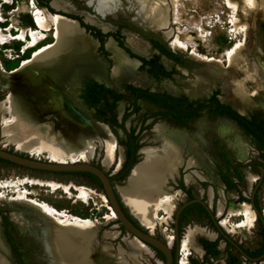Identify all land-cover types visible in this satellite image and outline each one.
Instances as JSON below:
<instances>
[{
  "label": "rangeland",
  "instance_id": "rangeland-1",
  "mask_svg": "<svg viewBox=\"0 0 264 264\" xmlns=\"http://www.w3.org/2000/svg\"><path fill=\"white\" fill-rule=\"evenodd\" d=\"M50 1L51 0H0V29L5 38V42L0 40V102L2 103V110L0 112V147L42 160L62 162L74 160L90 162L101 167L103 166L101 163L103 151L97 146L95 147L96 151L94 150L93 154L90 156H85L80 152L69 153L68 150L62 147L44 148L38 145L26 147L23 144L13 143L6 137L7 135L3 133L1 129L2 124L12 121L7 109L8 93L7 89L4 87L5 77L2 72L6 73L19 66L22 60L31 57L36 47L54 40V30L52 28L50 31L44 33L48 35L44 41L39 43L36 47L30 48L24 52V47L31 40L28 29H36L34 13L37 9H40L44 15L42 8H46L44 7L46 2L48 7L53 11L78 17L84 24H91L96 29H99L100 32H111L117 35V37H111L117 44L118 41H120L122 46L126 48L125 51L133 55L131 56L129 54L131 57L138 59L140 56L126 45L124 32L135 33V35L141 37L143 40H147L149 44L151 40H160L168 47L169 51L179 56L183 61L182 66L188 69V75H184V71L180 70L169 57L166 58L171 60L172 65L167 67L164 61L165 56L158 54V52L151 47L150 55L144 58L149 59L153 56L157 58V63L163 67L168 75L155 76V74H153L155 70L154 67L145 64L140 66V62V72L146 74L143 79H128V81L119 80L116 82L108 78L98 80L90 73L79 70L77 76L71 81L70 90L72 95L79 100L82 111L90 118L106 124L109 130L112 129L111 131L117 137V142L123 147L124 158L125 147L123 142L126 141L125 131L128 132L133 130V134H135L140 129L137 134L139 146H158V143L150 140L153 137L150 127L145 126L148 120L151 119L155 120L153 125L157 122H165L170 128L180 130L187 138L191 139L203 153L198 169L205 174L209 173V181L199 179L195 175V170L198 169L187 165V160L191 155V153L187 151V146L185 148L183 147L177 153L178 163L174 166L171 173L166 174L164 179V184L172 190L174 189V203L170 207L162 205L161 209L157 211V220L153 232L154 236L164 241L162 232H166L171 234L174 239V233L170 224L174 221V215L178 207L184 201L196 197H204L208 201V189L210 186L214 193L208 205L210 208L212 207L213 211H216V213L220 190L223 193L227 207L237 206L240 201H244L241 200L242 198L237 200V196H251L254 189L253 187L257 183L259 171L264 162L261 159V151L257 146L256 140L251 135H248L234 120L224 116H213L211 113L204 111L199 117L187 121L184 125H177L168 120L164 115V111L158 105L141 98L134 99L135 92L127 88L129 84L132 86L137 84L136 86L140 85L138 87L142 89L170 93L175 96H185L189 100H206L216 91L218 100L222 103H228L227 94L217 85H214L208 91H202L201 94L190 96L185 92L183 88L184 85L179 83V77L182 79L193 77L194 69L206 67L204 62L207 60H195L194 57L189 55L190 51H194L210 60H215L216 58L220 59L226 64L227 53L232 48L240 46L244 42L245 33L244 29L241 28L243 25V11L234 10L232 5H230V2L240 0H226V3L225 0H168L169 10L171 12L169 20L166 25L156 31H152L148 27L143 26V24L135 18V10L130 6L128 0H120L122 9L120 11L115 10L114 13L100 11L99 7L96 6V0H67L74 5L75 12L64 11V9L57 10L51 6ZM88 18H95L100 23H107L110 26L108 29L103 30L97 24L90 23ZM86 32L96 39L97 46L95 49L98 55L102 58L104 57L103 59L109 62L108 56H106L108 55V51L105 48L106 38H103V47H99V40L95 32L87 29ZM256 37L262 51V53L258 52L259 62L264 68V26L257 32ZM20 40L24 41L23 47H21ZM183 44L185 47H183ZM103 49L107 52L105 53ZM185 51L188 53L187 56L184 54ZM138 60H140V58ZM19 78L21 79V77ZM42 78H45V75L41 76L39 82ZM89 79L96 80V82L122 95V98L116 102L115 111L117 119L119 114L129 112L125 122H123L125 131L117 126L110 127L105 121L109 114H97L96 112L98 108L102 109V106H93L88 103L85 98L81 97L86 81ZM170 82L176 86V90L168 86ZM31 85V83L27 82L22 84L21 88L24 91H28ZM58 90L66 93V90L61 87H58ZM31 96L32 95L29 94V98L33 99V96ZM32 101L34 102V100ZM236 108L248 117L258 115L264 119V109L262 108L254 106L243 107L242 105ZM54 112L57 114L58 118L55 125L59 127L62 122L63 110L56 109ZM145 127H147V129H144ZM240 145H242V147H240ZM258 152L259 154H257ZM254 153L256 154L254 155ZM137 156L139 161L142 156L140 157L139 154H137ZM124 158L122 162L119 163L116 157L114 163L110 167L106 170L103 168L106 173L113 176L112 178L114 181H123L127 178V176L122 180L114 178L116 172L121 168ZM226 161H230L229 167L226 166ZM118 164H120V166L116 170L115 168ZM245 169L251 171L249 179L245 177ZM235 170L240 172L241 178H238ZM223 173L224 176H222ZM185 176H190L191 179L189 182L184 181ZM224 179L234 183L235 186L233 188H227ZM21 194L45 202L57 210L59 216L62 218L70 219L78 217L87 219L83 224L91 228L94 233L95 249L92 253V259L94 262L96 261L95 264H159L160 256L157 253L155 254L151 247H148L149 251L142 249L137 252H132L130 246L126 243V239L131 240L135 237L126 230H122L120 225L116 222V218H111L110 215L113 211L103 191L91 178L73 173L34 170L3 160H0V232L5 247L0 251L3 256V258L0 259V264H51L45 241L32 231L27 224L23 226L19 224L18 221L15 222L11 217V212L18 211V209L15 208L10 201ZM119 196L121 197L120 194ZM254 197L258 201L259 207L264 208V181L259 183L256 187ZM124 205L126 209L130 211L125 203ZM248 206L250 207V204ZM251 211L253 219L248 226L241 225V215L229 211L228 208H225L220 216L226 218L228 226V230L226 231L238 237L242 236L246 240L248 239L245 243L246 247L253 252L257 247V242L264 237V231L259 222L257 223V217L254 211L252 209ZM220 216L217 217L220 219ZM4 217H6L9 222L7 225ZM136 221L138 222L137 219ZM189 223H192L190 226L196 228L201 226L204 227L205 230L214 231L216 233L215 230H212L213 225L204 213H199L198 211L186 213L181 219L179 232ZM215 238L209 237L205 232H198L195 236L194 246L199 247L201 252L196 251L195 247L190 245L188 248L182 249L180 244L181 252L178 264H191L190 255H203L204 250L201 243H212L210 241H213ZM174 242L175 241H173L170 248L174 246ZM108 244L111 245V248H108ZM217 246L223 248L224 242L221 241L219 246V242L217 241L216 245L213 246L217 251L214 254L211 253L214 259L219 260L220 258H224L227 264L231 262L232 264H240L235 248L231 247V245H227L224 250H218ZM102 249H107V253L111 256V259H108L107 262L102 261ZM172 251H174V248H172ZM48 260L50 262H48ZM181 261H183V263H181ZM205 262L206 264H215V262H210L208 259H205ZM205 262L203 264H205ZM194 264H197V262H194ZM217 264H221L220 261H218Z\"/></svg>",
  "mask_w": 264,
  "mask_h": 264
},
{
  "label": "bare ground",
  "instance_id": "bare-ground-1",
  "mask_svg": "<svg viewBox=\"0 0 264 264\" xmlns=\"http://www.w3.org/2000/svg\"><path fill=\"white\" fill-rule=\"evenodd\" d=\"M96 1V6L99 7L100 11L114 13L115 10L120 11L122 9L120 0ZM128 2L135 10V18L143 26L156 31L167 24L171 13L168 0H128ZM50 3L57 10L64 9V11L75 12L74 5L67 0H51ZM230 5L234 10L243 11V25L241 28L244 29L245 33L244 42L227 53L226 64L220 59L210 60L194 51H190L189 55L194 57L195 60L206 59L207 61L204 62L206 67L194 69L193 77L182 79L178 76L179 83L184 85L185 92L190 96L201 94L202 91H208L214 85H217L227 94L228 104L232 107L236 108L242 105L243 107L254 106L264 109V68L259 62L258 52L262 53V51L256 37L257 32L264 26V0H240L230 2ZM42 10L44 15L40 9H37L34 13L36 29H28L31 40L24 47V52L44 41L48 36L44 33L52 28L54 30V40L36 47L31 57L22 60L19 66L11 68L12 70L6 73L2 72L5 77L4 87L8 93L7 109L12 121L2 124L1 129L13 143L23 144L26 147L36 145L44 148L62 147L68 150L69 153L80 152L85 156H90L97 146L103 151L101 163L102 168L106 170L114 163L116 157L119 163L122 162L124 158L123 147L117 142V137L111 131L112 129L109 130L106 124L90 118L82 111L79 100L72 95L70 90L71 81L77 76L79 70L90 73L98 80L108 78L116 82L119 80L143 79L146 74L140 72L139 64L141 61L131 57L111 36H108L105 37L107 38L105 48L108 51L109 59V62H107L103 59L104 57H100L96 52V39L86 32L78 19L57 12L52 13L46 8H42ZM88 19L90 23L97 24L103 30L108 29L110 26L107 23H100L95 18ZM124 35L126 45L134 53L144 57L150 55L151 46L147 40H143L131 32H124ZM0 40L5 42L1 29ZM164 61L167 67L172 65L170 59L164 57ZM176 66L184 71V75H188L186 67ZM42 75H45V78H42L43 80L41 79L39 82ZM27 82L32 85L28 91H24L21 86ZM168 86L176 90L173 83L170 82ZM58 87L66 90V93L60 92ZM29 94L33 96V99L29 98ZM56 109L63 110L62 122L59 127L55 125L58 120L57 114L54 112ZM1 110L2 103L0 102V112ZM152 132L153 137L150 140L158 143V146H142L140 148L142 158L135 163L125 180L115 181L114 184L118 195L120 194L122 197V203L124 202L128 206L131 215L138 220V223L144 229L153 235L157 211L161 209L162 205L170 207L174 203V189L167 187L164 184V179L166 174L171 173L178 163L177 153L187 146V151L191 153L187 165L197 169L203 153L183 132L170 128L165 122L155 123L152 126ZM51 162L70 163L81 161ZM119 166L120 164L115 169L117 170ZM208 174L199 169L195 170V175L202 180L209 181ZM244 174L249 179L251 171L245 169ZM190 179V176L184 177L185 182H189ZM213 193L210 186L207 204L211 202ZM25 194L11 199L10 203L18 209V211L11 212V217L23 226L27 224L32 231L45 241L51 264H95L96 261L94 262L92 259V253L95 249L94 233L91 228L83 224L87 219L70 218V216V219L62 218L57 210L45 202L30 198ZM249 204L250 202L241 201L237 206L227 207L223 193L220 190L217 200V215L220 216L223 210L228 208L229 211L241 215V225L248 226L253 219L251 209L254 211L251 204L250 209ZM110 208L112 209L111 206ZM112 211L111 218L117 219L116 213L113 209ZM254 213L256 215L255 211ZM220 220V228L228 233L226 231L228 230L226 218L220 216ZM198 232H205L212 238H215L217 233L205 230L201 226L197 228L189 226L182 237L181 243L179 241V258L180 244L182 249L188 248L189 245L194 246L195 236ZM162 233L164 242L170 247L175 241V235L173 240L171 234ZM134 237L131 240L126 239V243L130 246L132 252L142 249L149 251V245L136 236ZM4 247L0 232V251ZM109 247L111 248V245L108 244ZM194 247L196 251L201 252L199 247ZM107 249L101 251L103 262L111 259ZM1 258L3 256L0 252ZM48 262L50 261L48 260ZM159 264H163L161 259Z\"/></svg>",
  "mask_w": 264,
  "mask_h": 264
},
{
  "label": "trees",
  "instance_id": "trees-1",
  "mask_svg": "<svg viewBox=\"0 0 264 264\" xmlns=\"http://www.w3.org/2000/svg\"><path fill=\"white\" fill-rule=\"evenodd\" d=\"M44 5H45L44 7H46L50 12L56 13V11H53L48 7L46 2ZM57 13L78 19L82 26L86 27L89 31L93 30L95 32L96 37L100 40L101 43L103 42V38L105 36L110 35V36L117 37V35H114L111 32L106 33V34L101 33L99 29H96L94 26L89 25V24H84L78 17H73L71 15H68L62 12H57ZM150 42L161 53L165 54L166 56L170 58H173L176 62L183 64V61L179 58V56L169 51L168 47L163 42H161L160 40H151ZM118 43H119V46L122 47V43L120 41H118ZM122 48L124 49V47ZM141 60L143 64L149 65L150 67L155 68V70L153 71V74H155V76L168 75V73L163 69V67L157 63V58H155L154 56L149 59L141 58ZM135 86H132V85L127 86V88L135 92L134 99L141 98V99L147 100L151 103L158 105L164 111V115L168 117L169 120L173 123L184 125L187 121L192 120L196 117H199L204 111L211 113L213 116H224V117L234 120L248 135H251L256 140V143L259 149L261 150L264 149V120L263 118L258 115H253L251 118H246L245 116L238 114L233 109L234 107L233 108L231 107L232 105L230 106V104L228 105V103L225 104V103L220 102L216 96L217 95L216 92L213 93L206 100H189L185 96H172L165 92H162V93L151 92L147 89H141L140 87H135ZM81 97L85 98L86 101L93 106H96V105L102 106V109L98 108L96 112L97 114L99 113L109 114L108 117L104 119L110 127L117 126V127L122 128L125 131L123 122H118L116 118V111H115L116 102L122 98V95L120 93H116L112 91L110 88L105 87L104 85L92 79H89L86 82V85L84 87V91ZM238 112L241 113L240 111ZM127 115L128 113L124 114L123 120L126 118ZM125 133H126V141L123 142V145L125 147V159L123 161L121 168L119 169L118 172H116V175L114 177L119 180L125 179V177L129 175L128 173H129L130 168L134 166L135 163L138 162L137 150L140 147L138 145L137 135L133 134V130H130L128 132L125 131ZM0 160L9 162L8 160H4L1 158ZM262 160L264 161V154H262ZM225 163H226V166L229 167L230 161H226ZM63 173H73V174H80V175L87 176L91 178L93 181H95L102 190L100 181L98 180L96 176H94L91 173H88V172H63ZM235 173L238 176V178L242 177L238 170H235ZM222 176H224V173L222 174ZM224 181L226 183L227 188H233L235 186L234 183H231L227 181L226 179H224ZM263 181H264V173H263L261 183ZM199 207L200 206L197 203H191L189 206L184 208L179 215V219H178L179 223L181 222V219L183 218V216L186 213H189L191 211H198L199 213H204L206 217H209L205 209L199 208ZM4 219L7 225L9 222L7 221L6 217H4ZM120 228L122 230H125L124 227L121 225H120ZM204 246L207 247L208 251L213 254L217 252L213 248L212 243H206L204 244ZM156 252L160 256V258L164 261V256L159 251L156 250ZM262 252H264V250L259 251L257 254H260ZM228 264H232V262Z\"/></svg>",
  "mask_w": 264,
  "mask_h": 264
},
{
  "label": "water",
  "instance_id": "water-1",
  "mask_svg": "<svg viewBox=\"0 0 264 264\" xmlns=\"http://www.w3.org/2000/svg\"><path fill=\"white\" fill-rule=\"evenodd\" d=\"M104 33V32H102ZM108 33V32H107ZM110 36V35H109ZM108 37V36H106ZM185 56L188 53L184 52ZM241 114V113H240ZM137 154L142 156L140 153V148L137 151ZM0 158L4 160H8L11 163L27 167L34 170L39 171H51V172H88L93 174L98 178L100 184L102 186V191L106 196L108 203L116 213L117 219L116 222L123 226L124 229L133 236H136L141 241L149 245L150 247L154 248L155 250L159 251L164 256L163 264H178L179 258V245H178V217L181 210L190 203H201L206 211L209 212L211 218L214 219L213 214L210 212L208 205L205 204L201 198H192L189 201L183 203L179 209L175 213L174 217V228L176 230V241L174 246V251L168 247V245L160 238L150 234L146 229H144L136 219L131 215V213L126 209L125 205L122 203V199H120L116 189H115V181L113 180V176L106 173V171L96 164L90 162H70V163H58V162H51L49 160H42L39 158L31 157L30 155H22L20 152L11 151L9 149H5L0 147ZM133 167V166H132ZM132 167L129 170V173L132 170ZM128 173V174H129ZM264 173V167L261 169L259 175V179L257 183L254 185V189L252 191L251 196L254 195V191L258 184L261 182ZM251 206L256 212L257 216L263 221L260 213L256 209L253 202H251ZM126 209V210H124ZM215 223V220H214ZM227 240H229L235 247L244 255L247 254L242 250V248L236 245L232 240H230L225 234H223ZM264 254L260 257L251 258L252 260H260Z\"/></svg>",
  "mask_w": 264,
  "mask_h": 264
},
{
  "label": "flooded vegetation",
  "instance_id": "flooded-vegetation-1",
  "mask_svg": "<svg viewBox=\"0 0 264 264\" xmlns=\"http://www.w3.org/2000/svg\"><path fill=\"white\" fill-rule=\"evenodd\" d=\"M89 25H91V24H89ZM93 26V25H92ZM84 27V26H83ZM85 29H87L86 27H84ZM88 30V29H87ZM102 32V31H101ZM109 33V32H108ZM104 34H106V33H104ZM106 37V36H105ZM98 39V38H97ZM107 39V38H106ZM99 40V39H98ZM104 41V40H103ZM103 43V42H102ZM102 43L100 42V40H99V47H101L102 46ZM119 44V43H118ZM150 44H151V42H150ZM125 46V45H124ZM98 47V48H99ZM103 47V46H102ZM121 47V46H120ZM123 47V46H122ZM121 47V48H122ZM151 47H152V49L153 50H155L156 52H158V54H160V55H164L165 57H168V56H166L165 54H163V53H161L156 47H154L152 44H151ZM123 49V48H122ZM124 49L126 50V48L124 47ZM102 51V50H101ZM103 51L106 53L107 51L105 50V49H103ZM128 54H130V53H128ZM130 55H132V54H130ZM106 56H108V55H106ZM140 56V55H139ZM134 58V57H133ZM140 58V61H141V65L140 66H142L143 65V62H142V60H141V58H144V56L142 57V55L139 57ZM170 58V57H169ZM137 59V58H136ZM145 59V58H144ZM170 59H172L173 61H174V63H175V65H183V64H181V63H178V62H176L173 58H170ZM139 61V62H140ZM185 67V66H184ZM177 70V69H176ZM178 71V70H177ZM93 80V79H92ZM94 81H96V80H94ZM87 82V81H86ZM135 84V83H134ZM130 85V84H129ZM133 86H135V85H133ZM135 87H138V86H135ZM142 89V88H141ZM148 90V89H147ZM149 91H151V90H149ZM151 92H157V91H151ZM216 92V91H215ZM159 93H162V92H159ZM167 94H170V93H167ZM170 95H172V94H170ZM172 96H175V95H172ZM154 104V103H153ZM225 104H227V103H225ZM229 105V104H228ZM231 106V105H230ZM232 107V106H231ZM233 108V107H232ZM238 114H240L235 108H233ZM126 113H128V115H129V112H123V114L121 113V114H119V117H118V122H125V120H126V118L123 120V116H124V114H126ZM127 115V116H128ZM240 115H242V116H245L246 118H251L250 116L248 117V116H246V114H240ZM126 116V117H127ZM116 118H117V115H116ZM168 118V117H167ZM168 120H169V118H168ZM264 120V119H263ZM155 120H148V122L146 123V125L145 126H149L150 127V131H151V135L153 134V132H152V125H153V122H154ZM170 121V120H169ZM177 125H179V124H177ZM124 126V125H123ZM147 127H145L144 129H147ZM139 131H140V129L135 133V135H137L138 133H139ZM139 148H141V146L139 147ZM139 150V149H138ZM137 150V151H138ZM260 151H261V159H262V154H264L263 152H264V149L263 150H261L260 149ZM253 154V153H252ZM256 153H254V155H255ZM257 154H259V152L257 153ZM40 159V158H39ZM125 159V158H124ZM264 162V161H263ZM211 164H212V161H211ZM264 167V164H263V166H262V168ZM261 168V169H262ZM261 171V170H260ZM260 171H259V173H260ZM259 176V175H258ZM258 179H259V177H258ZM258 179H257V181H258ZM262 181V180H261ZM261 183V182H260ZM201 198V200L202 201H204L205 202V204L206 205H208L207 204V199H205L204 197H200ZM214 198H215V195H214ZM240 198H242L241 200H247L248 202H253L254 203V205H255V207H256V209L258 210V212L260 213V216H261V208L262 207H259V205H258V201L255 199V197H254V195L253 196H250V197H248V199H245L244 197H240ZM190 200V199H189ZM189 200H187V201H189ZM187 201H182L183 203H185V202H187ZM182 203V204H183ZM195 203H197L200 207L199 208H204L203 207V205L201 204V203H198V202H195ZM181 204V205H182ZM191 204V203H190ZM190 204H188L187 206H189ZM180 205V206H181ZM179 206V207H180ZM187 206H185L184 208H186ZM179 207H178V209H179ZM183 208V209H184ZM209 208V207H208ZM182 209V210H183ZM205 209V208H204ZM181 210V211H182ZM209 210H210V208H209ZM205 211H206V209H205ZM207 213H208V215H209V212L208 211H206ZM210 212L213 214V217H215V213H214V211H212V210H210ZM181 213V212H180ZM180 215V214H179ZM257 215V214H256ZM218 216V215H217ZM174 217H175V215H174ZM178 219H179V217H178ZM208 219L210 220V222L212 223V225H213V227H215L214 225H215V223H214V220L215 219H213V218H211L210 217V215H209V217H208ZM259 222V224L261 225V227L263 228V231H264V220L262 221L258 216H257V223ZM179 226H180V223H179V220H178V229H179ZM174 240V239H173ZM210 241V240H209ZM211 242V241H210ZM217 242V241H216ZM216 242H212V244H213V246H215L216 245ZM253 243V242H252ZM204 244H206V242L205 243H201V246L203 247V249H205L206 250V253H208V254H211V252H209L208 251V249H207V247H205L204 246ZM236 244V243H235ZM227 245H231V247H233V248H235V250H236V252L237 253H241L236 247H235V245L234 244H232L230 241H227ZM237 245V244H236ZM257 247L255 248V250L252 252V251H250V249L248 248V247H246V246H244V245H238V246H240L241 248H242V250L247 254V257H248V261H251L252 259L251 258H256V257H260V256H262L263 254H264V252H262V253H260V254H257L259 251H261V250H264V237H262V239L259 241V242H257ZM152 248V247H151ZM157 253V252H156ZM261 259H263L264 260V256L261 258ZM264 264V263H263Z\"/></svg>",
  "mask_w": 264,
  "mask_h": 264
},
{
  "label": "built area",
  "instance_id": "built-area-1",
  "mask_svg": "<svg viewBox=\"0 0 264 264\" xmlns=\"http://www.w3.org/2000/svg\"><path fill=\"white\" fill-rule=\"evenodd\" d=\"M240 198V196H237L236 199L238 200ZM245 199H248V196H245L244 197ZM264 200V199H263ZM251 204V203H250ZM210 210L213 211L212 207L210 208ZM214 219H215V227L213 228L212 227V230H215L217 232V238L214 239L213 241L211 242H216L218 241L219 242V246H220V242L223 241L224 242V247L223 248H220L217 246L218 250H224L227 246V238L223 235L225 234L230 240H232L234 243H236L237 245H244L246 246V239H244L242 236L238 237L237 235H233L231 233H226L224 232L221 228H220V222L221 220L219 219V217H217V213L216 211H214ZM264 213V208L262 207L261 208V217L262 219L264 220V215H262ZM174 221H172V223L170 224V227H172V230H173V233L175 235V241H176V230L174 228ZM192 225V223H189L187 224L185 227H183V230L179 232V229H178V245H179V241H181V238L183 237L184 235V232L186 231V229ZM206 228H208L207 226H205ZM210 229V228H209ZM254 229V228H253ZM253 233V231H252ZM174 246H175V242H174ZM174 246L172 248H174ZM170 248V249H172ZM154 250V253L156 254V250ZM238 254V257H239V260H240V264H263L264 263V260L263 259H260V260H251V261H248V257L246 255H244L243 253H237ZM161 259V258H160ZM205 259H208L210 262H215V264H217L218 261H220L221 264H227V262L225 261L224 258H220L219 260L217 259H214V257L211 255V254H208L206 253V250L204 249V253L203 255L201 256H192L190 255V262L191 264H194V262H197V264H203L205 262ZM161 261L163 262V260L161 259ZM179 261V259H178ZM206 264V262H205Z\"/></svg>",
  "mask_w": 264,
  "mask_h": 264
}]
</instances>
